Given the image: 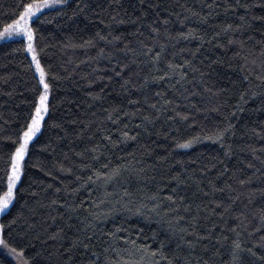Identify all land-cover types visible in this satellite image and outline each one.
Returning a JSON list of instances; mask_svg holds the SVG:
<instances>
[{
  "label": "trees",
  "instance_id": "obj_1",
  "mask_svg": "<svg viewBox=\"0 0 264 264\" xmlns=\"http://www.w3.org/2000/svg\"><path fill=\"white\" fill-rule=\"evenodd\" d=\"M28 2L0 0V31ZM31 30L48 110L0 216L6 248L264 264V0H66ZM39 77L22 39L0 42V197Z\"/></svg>",
  "mask_w": 264,
  "mask_h": 264
},
{
  "label": "snow or ice",
  "instance_id": "obj_2",
  "mask_svg": "<svg viewBox=\"0 0 264 264\" xmlns=\"http://www.w3.org/2000/svg\"><path fill=\"white\" fill-rule=\"evenodd\" d=\"M62 2H64V0H35V2H28L18 5V9H23V11H21L19 14V19L14 20L12 24L7 25L4 31L0 32V38L6 35H12L14 32L17 34L23 32L26 34L27 40L29 41L28 50L32 51L33 49L31 41L33 39V33L28 27V18L34 16L35 13L41 9L49 7L51 4ZM33 60H36L35 55L33 56ZM36 70L40 74L39 83L43 86L44 90L40 93L38 100L35 103V110L31 115V120L27 124V129L23 131L22 136L20 137L19 146L16 147L15 152L12 155L11 173L8 175V191L3 197H0V212L7 210L9 203L12 201V189L14 188L16 181L20 178V161L25 157L29 141L32 140L33 136L40 130L41 120L43 119L42 114L48 110V105L46 102L48 100L49 84L45 82V71L41 67L39 61L36 62ZM180 146L188 147L189 144L186 143ZM0 244H2L4 247H7V244L2 240H0ZM12 251L14 252L15 249H12Z\"/></svg>",
  "mask_w": 264,
  "mask_h": 264
},
{
  "label": "rangeland",
  "instance_id": "obj_3",
  "mask_svg": "<svg viewBox=\"0 0 264 264\" xmlns=\"http://www.w3.org/2000/svg\"><path fill=\"white\" fill-rule=\"evenodd\" d=\"M64 1H66V0H64ZM62 3H63V2H62ZM62 3L51 4L49 7H47V8H43V9H41L40 11L36 12L34 16L28 18V20H27L28 27L31 29V22L35 19V17H36L37 15H39L40 13H42V12L48 10V9H51V8H54V7H58V6L61 5ZM18 19H19V18H18ZM18 19H17V20H18ZM4 29H5V28H4ZM4 29L1 30L0 32H3ZM15 39H22V40L25 42L27 52H28V54H29V56H30L31 61H32L33 64H34L35 69H36L37 58H36V60H33V56L35 55V57H36V54H35L34 49H33V39H32V41H31L32 49H33L32 51H29V50H28V43H29V41L27 40V36H26V34L23 33V32H21V33H19V34H17V33L14 32L12 35H6V36L0 38V42L8 41V40H15ZM36 71H37V70H36ZM37 73H39V72L37 71ZM39 76H40V74H39ZM39 79H40V77H39ZM41 87H42V92H43V90H44V89H43V86L41 85ZM45 114H46V112L43 113L42 116L44 117ZM37 133H38V132H37ZM37 133L33 136V138L37 135ZM33 138H32V139H33ZM30 141H31V140H30ZM30 141H29V142H30ZM20 162H21V161H20ZM19 177H20V172H19ZM18 181H19V179L16 181L15 186H16V184H17ZM15 186H14V188H15ZM14 188L12 189V192H13ZM7 191H8V188H7ZM6 193H7V192H6ZM4 195H5V194H4ZM12 201H13V197H12ZM12 201H11V202H12ZM11 202L9 203V206H10ZM5 211H6V210H5ZM5 211L0 212V216H1ZM0 233H1V229H0ZM0 240H1V234H0ZM0 250H2V251H3L8 257H10V259H11L15 264H24L23 259L18 255V253L13 252V251H10V250L7 249L6 247H4L2 244H0Z\"/></svg>",
  "mask_w": 264,
  "mask_h": 264
}]
</instances>
